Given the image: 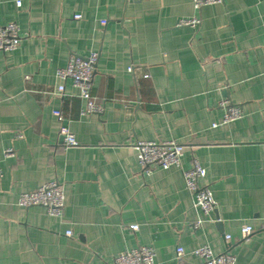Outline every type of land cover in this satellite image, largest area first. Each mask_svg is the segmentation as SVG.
Segmentation results:
<instances>
[{
    "label": "crops",
    "instance_id": "crops-1",
    "mask_svg": "<svg viewBox=\"0 0 264 264\" xmlns=\"http://www.w3.org/2000/svg\"><path fill=\"white\" fill-rule=\"evenodd\" d=\"M10 23L21 40L0 51V264H113L141 246L155 264H203L202 246L264 264V0H0ZM90 52L96 114L57 74ZM222 100L242 117L224 123ZM139 141L182 144L181 166L145 172ZM194 159L216 202L208 215L185 188ZM50 182L63 187L62 217L18 204Z\"/></svg>",
    "mask_w": 264,
    "mask_h": 264
},
{
    "label": "built area",
    "instance_id": "built-area-1",
    "mask_svg": "<svg viewBox=\"0 0 264 264\" xmlns=\"http://www.w3.org/2000/svg\"><path fill=\"white\" fill-rule=\"evenodd\" d=\"M223 0H193L194 6L201 9L205 6L219 4ZM20 6L21 2L18 1ZM79 19L80 16H75ZM103 24H106L104 21ZM200 25V20L183 19L180 20L178 26H191L196 28ZM21 35L20 28L16 23H10L0 26V51L12 52L16 50L20 44ZM99 54L90 52L82 57L72 54L69 57L68 64L65 68L58 70L57 74L61 80H71L74 87L79 90L80 97L86 101L84 114H96L102 111L100 105H97L92 98L91 92L93 87V78L96 71V65ZM129 71H133L129 68ZM139 78L140 75H137ZM144 77H147L144 76ZM64 85H60L57 91L64 93ZM220 107L224 110V123L238 120L242 117L243 112L239 106L233 105L229 100H222ZM54 115L62 120V114L59 110L54 111ZM61 136L64 138L67 147L78 146L75 135L70 129L63 125L60 129ZM137 152V158L141 168L145 172H150L154 168L169 169L171 167H180L185 147L175 141L152 142L139 141L133 147ZM7 156H12L11 150L6 152ZM206 176L205 168L196 159L193 160L192 168L184 171L183 178L186 190L189 192L193 207L209 214L215 209L216 202L211 190L200 185L201 179ZM65 203V194L61 184L58 182H50L39 189L23 193L19 197L18 204L21 207L29 208L32 206H42L47 213L53 217H62ZM201 225V221L197 222ZM130 229L138 231V225H131ZM253 231L252 227L244 226L242 233L249 235ZM71 235L72 232H68ZM229 238V237H227ZM185 250L181 247L177 248L179 256L184 255ZM192 254L201 259L203 264H236V257L230 253L216 255L209 246H202L192 251ZM155 249L151 246H141L136 249L121 252L114 258L113 264H155Z\"/></svg>",
    "mask_w": 264,
    "mask_h": 264
}]
</instances>
